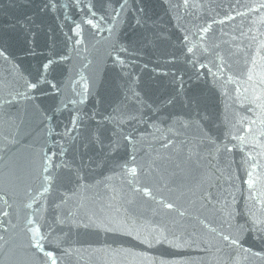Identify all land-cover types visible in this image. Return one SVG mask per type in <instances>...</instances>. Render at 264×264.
<instances>
[{
	"label": "water",
	"instance_id": "1",
	"mask_svg": "<svg viewBox=\"0 0 264 264\" xmlns=\"http://www.w3.org/2000/svg\"><path fill=\"white\" fill-rule=\"evenodd\" d=\"M262 4L0 0V264H264Z\"/></svg>",
	"mask_w": 264,
	"mask_h": 264
},
{
	"label": "snow or ice",
	"instance_id": "2",
	"mask_svg": "<svg viewBox=\"0 0 264 264\" xmlns=\"http://www.w3.org/2000/svg\"><path fill=\"white\" fill-rule=\"evenodd\" d=\"M124 2L127 3V0H124ZM261 6L264 7V4H262ZM93 15H95V13H93ZM87 23L88 24H92V21L91 20H88ZM2 55H4V53L2 51H0V56H2ZM44 67H45V69H47L48 65L46 64ZM37 87H38V85L36 83H31L29 85V89L30 90H34ZM30 94H31V92L27 93L26 95H30ZM9 102H11V101H9ZM73 126H75V121H73ZM169 144H170V141L166 142L165 143V147H168ZM225 150L230 151L231 149H228L227 146L225 145ZM63 151L64 150L61 149V153H63ZM54 155H55V153H51L46 159L47 160H51V157L54 156ZM198 159H199L198 153L194 149H189L188 150V153H187V162L189 164H193L196 161H198ZM56 167H57V165L54 164V163L51 165V168L52 169H54ZM43 171L46 172V173H48L49 176L52 175V172H51L50 168L47 167V166L44 167ZM129 171H130V173L132 175H135L136 174V168H131ZM45 179H47V177ZM45 192H47V189H45ZM143 194L145 196H150L151 195V193H150V191L148 189H144L143 190ZM41 195H43V194H41ZM2 198H3V196L0 195V199H2ZM5 203H7V201H5ZM165 206L168 209H172L173 208V204L172 203H168ZM0 212H2L3 215H5V216L8 215V212L3 211L2 209H0ZM32 223H33V221H31V220L28 221V224L29 225H31ZM261 231H264V229H262ZM29 232H30L29 242H30L31 246L34 247V248H37L41 252H44L45 250H44L42 241L46 240L47 237H45L43 235V233L40 231V229H38V228L37 229H29ZM0 239H3V237L0 236ZM224 239L225 240H228L229 238L226 236V237H224ZM233 243H235V241H233ZM45 254L48 257V259L51 261V264H56V259L53 257V254L51 252H46Z\"/></svg>",
	"mask_w": 264,
	"mask_h": 264
}]
</instances>
